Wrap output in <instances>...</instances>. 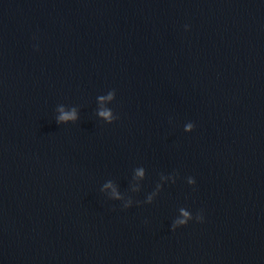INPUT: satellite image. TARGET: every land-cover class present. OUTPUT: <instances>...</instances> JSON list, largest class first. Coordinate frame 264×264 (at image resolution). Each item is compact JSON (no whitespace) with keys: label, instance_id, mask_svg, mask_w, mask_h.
Returning a JSON list of instances; mask_svg holds the SVG:
<instances>
[{"label":"water","instance_id":"obj_1","mask_svg":"<svg viewBox=\"0 0 264 264\" xmlns=\"http://www.w3.org/2000/svg\"><path fill=\"white\" fill-rule=\"evenodd\" d=\"M0 264H264V0H0Z\"/></svg>","mask_w":264,"mask_h":264},{"label":"clouds","instance_id":"obj_2","mask_svg":"<svg viewBox=\"0 0 264 264\" xmlns=\"http://www.w3.org/2000/svg\"><path fill=\"white\" fill-rule=\"evenodd\" d=\"M101 115H104V116H109L110 114L108 113V112H103V113H101ZM69 118V116L67 115V114H65L64 116H62L61 117V119H68Z\"/></svg>","mask_w":264,"mask_h":264}]
</instances>
